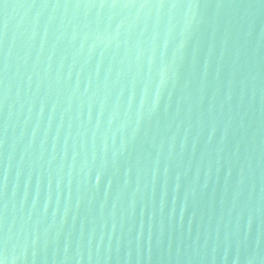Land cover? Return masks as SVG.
Masks as SVG:
<instances>
[{"label":"water","instance_id":"water-1","mask_svg":"<svg viewBox=\"0 0 264 264\" xmlns=\"http://www.w3.org/2000/svg\"><path fill=\"white\" fill-rule=\"evenodd\" d=\"M3 264H264V0H0Z\"/></svg>","mask_w":264,"mask_h":264},{"label":"snow or ice","instance_id":"snow-or-ice-1","mask_svg":"<svg viewBox=\"0 0 264 264\" xmlns=\"http://www.w3.org/2000/svg\"><path fill=\"white\" fill-rule=\"evenodd\" d=\"M0 264H3V261L2 260H0Z\"/></svg>","mask_w":264,"mask_h":264}]
</instances>
